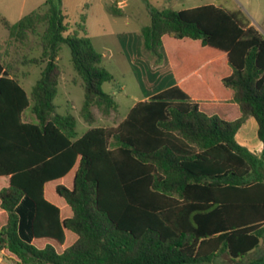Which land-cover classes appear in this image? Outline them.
<instances>
[{"label": "trees", "instance_id": "obj_1", "mask_svg": "<svg viewBox=\"0 0 264 264\" xmlns=\"http://www.w3.org/2000/svg\"><path fill=\"white\" fill-rule=\"evenodd\" d=\"M64 20L55 0L15 24L0 17L9 39L37 35L42 53L26 63L43 66L28 95L0 54V177L8 178L0 251L16 264H211L258 249L264 158L235 136L253 118L264 146V37L245 14L214 5L154 10L141 30L156 57L164 36L225 54L231 74L222 84L239 119L207 116L173 86L135 104L115 127L93 126L94 108L105 117L118 109L102 89L113 80L103 56L84 25L70 31ZM61 44L84 92L79 117L90 128L81 136L75 117L53 104Z\"/></svg>", "mask_w": 264, "mask_h": 264}, {"label": "rangeland", "instance_id": "obj_2", "mask_svg": "<svg viewBox=\"0 0 264 264\" xmlns=\"http://www.w3.org/2000/svg\"><path fill=\"white\" fill-rule=\"evenodd\" d=\"M46 1L0 0V17L15 24L24 16L38 10ZM55 2L70 31L77 30L78 25L85 26L94 48L105 56L102 65L113 77V80L105 83L102 89L106 93L114 94L118 110L110 117H105L94 108L95 127L113 126L120 122L127 114L133 96L141 97L142 94H148L145 92L156 88L153 83H165L163 64L166 58L164 55L153 56L142 47L141 30L150 24L152 11H179L203 5H214L230 12L241 11L264 37V0H55ZM115 10L119 13H115ZM43 30L44 27L40 26L37 31L42 33ZM0 43L3 45L0 51L2 62L5 66L11 67L22 88L30 95L43 67L26 63L32 58L40 57L42 53L37 35L29 33L25 40L9 39L7 31L0 23ZM118 43L125 47L123 53L128 56L129 64L120 56ZM128 45L129 50H126ZM57 61L61 77L53 104L58 114H71L75 117L76 131L78 136H81L89 126L79 117L84 92L80 85L81 80L72 69L71 50L68 45H60ZM124 84L127 89L122 91L121 87ZM236 143L258 158H264V146L256 136L254 120L250 119L236 134ZM5 182L6 178L0 177V185L3 186ZM0 264L16 263L4 251H0Z\"/></svg>", "mask_w": 264, "mask_h": 264}, {"label": "crops", "instance_id": "obj_3", "mask_svg": "<svg viewBox=\"0 0 264 264\" xmlns=\"http://www.w3.org/2000/svg\"><path fill=\"white\" fill-rule=\"evenodd\" d=\"M118 48L120 56L127 62L128 56L123 53L125 47L118 43ZM126 50H129V45L126 46ZM162 55L166 58L163 64V70L166 75L165 83H153L156 88L145 92L148 94H142L141 97L133 96V102L128 112L138 102L146 101L167 88L178 86L198 105L199 110L207 116L221 117L223 118L221 120L225 121H235L239 119L241 113L238 105L233 101V93L222 84V80L231 74V69L225 54L204 47L199 41L190 39L178 40L164 36L162 37ZM103 58H105L104 55ZM154 62H156V60ZM127 63L129 64V62ZM126 89L127 87L124 84L121 90L123 91ZM111 95L115 98L113 93ZM114 113L115 112H112L107 117H110ZM250 119L254 120L253 118H248L240 130L244 128ZM120 122L113 126L103 127H115ZM5 178L6 182L3 186L0 185V190L8 184V178ZM262 257H264V237L260 239V247L242 260L232 262L225 253H222L211 264H253Z\"/></svg>", "mask_w": 264, "mask_h": 264}]
</instances>
